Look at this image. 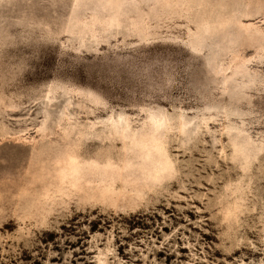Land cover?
<instances>
[{"label":"rangeland","instance_id":"obj_1","mask_svg":"<svg viewBox=\"0 0 264 264\" xmlns=\"http://www.w3.org/2000/svg\"><path fill=\"white\" fill-rule=\"evenodd\" d=\"M8 11L0 264H264V0Z\"/></svg>","mask_w":264,"mask_h":264},{"label":"clouds","instance_id":"obj_2","mask_svg":"<svg viewBox=\"0 0 264 264\" xmlns=\"http://www.w3.org/2000/svg\"><path fill=\"white\" fill-rule=\"evenodd\" d=\"M13 3L14 0H0V93L13 87L28 71L27 62L21 57L13 59L11 49L13 40L18 44L29 43L30 37L27 33L33 24L27 19L19 23L13 20L8 11ZM13 29L19 31L13 34Z\"/></svg>","mask_w":264,"mask_h":264},{"label":"bare ground","instance_id":"obj_3","mask_svg":"<svg viewBox=\"0 0 264 264\" xmlns=\"http://www.w3.org/2000/svg\"><path fill=\"white\" fill-rule=\"evenodd\" d=\"M155 118H156V117H155ZM182 118H183V117H182ZM182 118H181V120H180L181 125H182V126H183V125H187L188 122L185 121V120H183ZM159 119H160V118H157L156 121H158ZM183 121H184V122H183ZM157 123H158V122H157Z\"/></svg>","mask_w":264,"mask_h":264}]
</instances>
